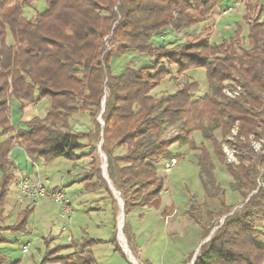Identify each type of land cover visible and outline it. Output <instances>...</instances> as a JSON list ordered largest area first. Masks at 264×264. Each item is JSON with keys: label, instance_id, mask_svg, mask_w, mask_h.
Wrapping results in <instances>:
<instances>
[{"label": "trees", "instance_id": "trees-1", "mask_svg": "<svg viewBox=\"0 0 264 264\" xmlns=\"http://www.w3.org/2000/svg\"><path fill=\"white\" fill-rule=\"evenodd\" d=\"M34 1L0 0L1 136L14 131L9 121L11 98L23 104L48 102L42 118H32L24 123V129L16 130V135L0 140V223L10 186L16 183L14 167L8 160L14 140L29 158L50 163L58 158L75 162L77 152L86 146L83 140L101 139L107 175L123 201L127 219L137 208H160L164 178L159 174V166L179 156L171 148L174 141L164 139L163 135L168 127L180 123V145L188 142L192 130H199L212 146L210 152L203 144L189 145L199 151L196 161L205 192L212 195V188L219 191L214 177L215 158L231 176L232 189L243 198L242 215L226 217L216 234L200 246L193 264H263L264 247L255 242L258 232L254 220L260 217L264 221V189L249 197L256 188L257 167L264 169V157L257 156L249 140L251 134L257 140L264 138V22L259 21L262 7L247 1L248 47L240 53L232 50L222 57L208 58L221 55L225 43H199L197 48L203 56L180 53L185 58L179 66L181 71L203 68L206 73L208 93L193 100L196 82L184 85L174 94L151 95L165 77V69L159 66L161 60L173 58L164 45L155 46L151 39L198 25L219 0H45V10L28 19L24 8ZM8 34L12 44L7 43ZM241 34L242 29L237 27L230 40L237 41ZM113 45L119 47L112 51ZM128 49L148 54L155 63L140 68L127 66L114 76L110 68L112 54L122 55ZM225 80H235L244 87L241 99H224ZM104 97L102 125L97 117ZM77 113L88 115L93 131L72 129L70 120ZM236 123L233 147L239 163L229 165L225 163L222 141ZM216 130L221 140L214 135ZM117 149L126 152L116 154ZM92 177L95 180L85 185L86 192L97 188L109 192L99 167ZM32 211L33 208H25L13 225L0 226V244L7 243L2 232L25 230L26 217ZM191 216L195 217L192 213ZM125 222L123 232L130 242L129 224ZM112 230L111 244L123 256L114 225ZM207 233L203 231V238ZM74 240L72 237L68 246H56L51 258L47 255L53 249L47 246L40 264H96L93 247L102 240L89 237L76 243L79 252L61 255L63 250L73 248ZM4 261L0 257V264Z\"/></svg>", "mask_w": 264, "mask_h": 264}, {"label": "rangeland", "instance_id": "rangeland-1", "mask_svg": "<svg viewBox=\"0 0 264 264\" xmlns=\"http://www.w3.org/2000/svg\"><path fill=\"white\" fill-rule=\"evenodd\" d=\"M237 1L238 0H234L233 3H229L233 9L235 8L234 11L231 12L233 15L239 14L242 11H240V9L237 11L239 7L234 6ZM226 6L227 3L223 2L219 4L218 8L220 11H223ZM45 8V0H36L24 8V16L28 19H32L37 12H42ZM227 25L228 18L221 17L220 20H217L214 29L211 22H206L205 24L199 25L192 32H181L180 34H176L172 33L173 31H168L161 35H154L151 42L155 46L164 45L167 53H173V58L171 59H174V61L171 59L161 60L162 62L159 66L165 69V77L151 92V95L160 97L166 94H174L184 85L196 82L198 88L193 92L192 99L200 100L204 98L208 93L205 70L203 68H197L189 69L184 72L181 71L179 66L181 63L185 62V58H181L183 54L180 53L191 56H203L204 53L202 50L197 48L199 43H208L211 46L225 43L224 48L221 50L222 54L214 55L212 53L213 55L208 56L209 59L222 57L232 50L240 53L241 49L248 47L246 40L247 25L242 23L243 32L237 41L233 39L230 40L234 34L232 32L234 26L230 23L229 27H227L228 30L226 29ZM162 35L165 36L164 40L160 37ZM7 43L12 44V37L9 34ZM118 47V45H113L111 49L114 51ZM154 63L155 59L148 54L128 49L127 52L122 55L117 53L112 54L110 68L112 74L118 76L127 66L140 68L153 65ZM46 101L47 100L37 101L39 105L36 107L31 106L28 112H33V114L42 118L46 114V107H48L46 106ZM84 115V119L90 123L93 131L94 126L92 120L87 114ZM98 118L99 116L97 120ZM204 124H206L205 121ZM174 128L177 131V135L171 138L172 141H174L171 148L173 151L177 152L179 156L176 159V165L172 167L167 176H163L159 168L160 176L164 178V191L161 194L160 208H137L127 215V219L124 214V222L122 220L123 226L121 232L124 237L123 230L126 220H132V223L136 224L135 226L140 225L142 229L146 228L149 231L153 229L151 232L148 231V234L145 236L146 239H150V242L148 241L149 243L146 245V258H148L152 264H174L182 248L186 251L195 248L198 254L201 245L200 242L203 237L201 234L204 230L208 231L205 239L208 237L211 239L216 234L217 230L225 223L226 217H234L236 215H242L243 213L242 196L238 191L232 189L231 176L226 171L224 165L215 158H213L215 163L214 177L219 191L212 188L211 192L214 194L208 195L202 187L196 161V155L199 151L192 150L189 145H191V147H200V145L203 144L212 152L210 142L203 139L199 130H192L188 135V142L180 145L181 124L177 123L174 125ZM166 131L163 135L164 139H166ZM16 134L17 131H14L13 135ZM11 135L12 132H7L5 136H1L0 131V140H4ZM214 135L221 140L219 130L214 131ZM83 143H85L86 146L77 152L78 160L75 161L77 166L74 162L61 158L52 162L51 167L53 170L46 171L51 172L47 176L50 177L49 180L52 186L56 183L59 184L61 177H63V182L73 179L76 180V174L81 182L83 193L86 196L85 198L82 197L77 201L71 202V209L73 212L69 214L70 221L60 216V207L57 204L49 199L42 200L35 206L34 211L26 217V227L24 231H7L4 234L7 243H3L2 246H0V257L7 261L10 260L12 264L15 262H19L20 264H40L47 251V246L49 249H53L49 251L47 255L51 258L54 256L55 251H57L55 248L56 246L70 245L71 242L67 240V237L71 235L73 239H75L74 242H76H73V248L63 250L60 253L61 255L79 252V248L75 246L76 243H80L89 237L94 239L101 238L104 239L105 242L95 248L94 257L96 264H128L127 260L119 258L118 255L115 254V256H112L114 247L110 241L112 240L111 225H105V222L108 223L109 220L106 218L108 215L102 214L104 209L109 208L112 225H114L116 229L117 237L119 231L118 223L122 216L118 202L120 196L110 189L103 176L105 155L101 152L102 150H99L101 139L97 142L83 140ZM93 147L96 149L95 152L91 154ZM125 152V149H117L115 153L124 154ZM97 167L101 170V174L105 179L109 192L104 188H97L92 192H86L84 190L87 183L95 180V178L92 177V173ZM31 178L35 177L31 176ZM41 178L44 179V177ZM110 183L112 184L111 181ZM113 188L115 189L114 186ZM12 195L15 197V192L13 194V190ZM14 197L13 205L16 206L17 203ZM191 199L194 200L193 206L191 205ZM175 207H177L178 212L172 214ZM89 211L95 213H90ZM191 213L195 216L194 218L191 216ZM157 218H162L163 220L157 221ZM102 222L106 227L101 226V224H103ZM63 226H66V231H62ZM254 226L258 232L255 242L259 246L264 247L263 219L255 217ZM98 228L101 229L100 233L97 231ZM162 231H167L166 239L163 237ZM28 242V250L22 252V244H27ZM175 245L177 246L175 247ZM134 256L138 258H136L138 264H147L141 261V258L137 254ZM187 256L188 255H185L184 257L187 258ZM3 264H7L6 261H4Z\"/></svg>", "mask_w": 264, "mask_h": 264}, {"label": "crops", "instance_id": "crops-1", "mask_svg": "<svg viewBox=\"0 0 264 264\" xmlns=\"http://www.w3.org/2000/svg\"><path fill=\"white\" fill-rule=\"evenodd\" d=\"M234 0H219L218 4L213 8V10L211 11L210 15L204 18V21L199 23L198 25H195L189 29L180 31V32H172V33H176V34H180L181 32H192L193 30H195L199 25L205 24L206 22H211V24H213V29L215 28V24L217 22V20H220L221 17H227L228 18V25L226 26V29H228L227 27H229L230 23L234 26V29H232V32L234 33L237 27H240L242 29L243 32V27H242V23L246 24L247 27V31H248V24L245 20V16L247 15V9H246V4L248 0H238L236 2V4L234 5L235 7H239L237 8V11L240 9V13L239 14H231V12L234 11V9L232 8V6H230L229 3H233ZM251 3H253L256 7H262L263 11L260 13V22H264V0H250ZM226 2L227 6L223 11H220L218 6L219 4ZM255 14H253L252 17H254ZM229 30V29H228ZM226 30V31H228ZM231 30V29H230ZM171 32V31H170ZM162 40H164L165 36L162 35ZM47 102V101H46ZM39 102L34 103L33 105H29V104H23L20 100H17L15 98H11L10 100V112H9V121L11 126L13 127L14 131H16L17 129H23L24 123L31 120L32 118L36 117L35 114L28 112V110L31 108V106H38ZM46 106H48V102L46 103ZM47 110V107H46ZM35 115V116H34ZM85 115L82 113H77L74 114L73 117L70 120L72 129L74 131L77 132H86L88 133L89 131H91L92 127L90 125L89 122H87L84 118ZM14 131L12 132V135L14 134ZM11 135V136H12ZM61 158H58L56 160H59ZM8 160L10 161V163L13 165L14 167V175L15 178L17 179V177L20 174H25V175H29L32 177H44V179H50L49 175L51 172H46V171H51L52 169V162L51 163H45L42 159H33V158H29L27 156V154L25 153L23 147L19 144L18 141L14 140L12 142V145L9 149V153H8ZM55 160V161H56ZM75 163V162H74ZM75 165L77 166V163H75ZM72 173V172H71ZM160 174V173H159ZM2 177V172L0 170V179ZM54 187L57 188H63L67 194V196L70 199V203L73 201H77L78 199L84 197L85 198V194L83 193L82 187H81V182L79 181V178L77 177L76 174V180H70V181H64L63 182V177H61L60 179V183L59 184H55L53 185ZM12 190H13V194L16 191V184L13 182L10 186V190L8 193V196L6 198L5 204H4V219L3 221L0 223V226L3 228L9 227L11 225H13L18 217V214L24 210V207L18 206V205H13V195H12ZM15 199V198H14ZM35 207L33 208L34 211ZM32 211V212H33ZM90 213H95L93 211H89ZM178 212L177 207L174 208V211L172 214ZM102 214H107L108 217H106L108 220V223L105 222L106 224H110V230L113 233V225H112V218L109 214V208L104 209ZM142 216V215H141ZM143 217V216H142ZM167 217V216H166ZM162 219V218H161ZM160 218H157L156 220H161ZM163 220V219H162ZM128 224H129V235H130V242L127 241V246L128 249L130 251V254L132 255L134 261L137 263L136 260V256L134 255H138L141 258V261H143L144 263L147 264H152L150 262V260L148 258H146V245L150 242V239H146V234H148V231L146 228L142 229L140 228V225L135 226L136 224L132 223V220H127ZM103 223V222H102ZM165 224V223H164ZM103 224H101V226L106 227ZM153 229H151L149 232H151ZM8 231V230H7ZM4 231V233H2L3 237L4 234L7 232ZM62 231H66V226L62 227ZM99 233L101 232V229L98 228L97 230ZM166 233L167 231H162L163 237L166 239ZM203 235V232L202 234ZM71 235H68V237ZM88 236V235H87ZM67 237V240H68ZM5 238V237H4ZM6 239V238H5ZM96 239H100L102 240V243L105 242L104 239L101 238H96ZM117 239V237H116ZM205 238L202 237V240L200 242V244L203 242ZM7 240V239H6ZM69 241V240H68ZM118 244L123 252V256L120 255L119 253H117L114 249H113V253L112 256L118 255L119 258H123L124 260H127L128 264H133L129 254L127 253V251H125V249H123L122 244L120 243V241L117 239ZM146 244H145V242ZM149 241V242H148ZM29 243V242H28ZM102 243L96 245L93 247V254L95 252V248L99 245H101ZM177 244V243H176ZM199 244V245H200ZM23 245V244H22ZM0 246H2V244H0ZM177 245H175L176 247ZM201 246V245H200ZM184 250V248H182V250L179 251V257L178 259L175 261L174 264H190L194 255H196V249L192 248L191 250ZM188 255L187 258H185L184 256ZM122 259V260H123ZM138 259V258H137ZM7 264H12V262L10 260H5ZM122 264V263H121Z\"/></svg>", "mask_w": 264, "mask_h": 264}, {"label": "built area", "instance_id": "built-area-1", "mask_svg": "<svg viewBox=\"0 0 264 264\" xmlns=\"http://www.w3.org/2000/svg\"><path fill=\"white\" fill-rule=\"evenodd\" d=\"M162 38V37H161ZM222 94L227 101H237L244 95V87L235 80H225L222 83ZM237 123L232 128L231 133L223 139L222 150L225 154V163L229 165H237L239 163L237 151L233 147L235 137L237 135ZM177 131L174 126L169 127L165 133L166 139L174 138ZM251 146L258 157H264V138L255 139V134L249 137ZM176 159L166 160L160 164L163 176H167L172 167L176 165ZM259 176L256 180V188L251 191L249 197L256 194L260 189H264V169L259 167ZM15 202L18 206L24 208H34L42 200L49 199L60 207V216L70 221L69 214H72L70 199L63 188H57L51 185L49 179L39 177L31 178L29 175L20 174L16 179ZM72 236L68 237L70 241ZM29 243L23 244L22 252L28 250Z\"/></svg>", "mask_w": 264, "mask_h": 264}, {"label": "water", "instance_id": "water-1", "mask_svg": "<svg viewBox=\"0 0 264 264\" xmlns=\"http://www.w3.org/2000/svg\"><path fill=\"white\" fill-rule=\"evenodd\" d=\"M104 105H105V97L103 98V101H102V111H101V114H100V116H99V118H98V121H99L102 125H103V122H102V120H101V115H102L103 110H104ZM101 145H102V141H101V143L99 144V150H100V151H101ZM101 152H102V151H101ZM102 154H103V153H102ZM103 176H104V178L106 179V181H107V183H108L110 189H111L114 193H116V194L119 195V193L113 188L112 184L110 183V181H109V179H108V175H107V160H106V157H105V156H104ZM118 202H119V205H120V208H121V213H122V215H123V220H124V204H123V201L121 200L120 197H119V199H118ZM122 226H123V225H122ZM118 230H119V231H118V234H117V239H118V240L120 241V243L122 244L121 239H120V236H119V235L121 234L122 237H123V239H124V245L122 244L123 249H125V251L128 250V252L130 253V251H129V249H128V246H127L126 239H125V237L123 236V234H122V232H121V229H119V227H118ZM209 239H210V237L204 239L203 242L201 243V245L204 244V243H206ZM124 246H125V247H124ZM199 248H200V247H199ZM130 256H132V255H130ZM130 256H129V257H130ZM196 256H197V253H196V255H194V257H193V259H192V261H191V264H193V262H194ZM131 261H132V260H131ZM132 263H133V264H136V262H135L134 260L132 261Z\"/></svg>", "mask_w": 264, "mask_h": 264}, {"label": "bare ground", "instance_id": "bare-ground-1", "mask_svg": "<svg viewBox=\"0 0 264 264\" xmlns=\"http://www.w3.org/2000/svg\"><path fill=\"white\" fill-rule=\"evenodd\" d=\"M121 215H122V213H121ZM122 218H123V215L120 217V222L118 223L119 229H121L122 228V225H123L122 224V220H123ZM123 222H124V220H123ZM119 236H120V239H121L122 244L124 245V239H123L122 235L120 234ZM127 252H128V250H127ZM128 254H129V256L131 255L129 252H128ZM130 259L132 261L134 260L132 256H130Z\"/></svg>", "mask_w": 264, "mask_h": 264}]
</instances>
